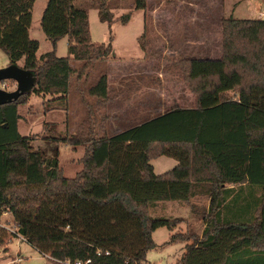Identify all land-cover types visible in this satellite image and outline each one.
Segmentation results:
<instances>
[{"label": "trees", "instance_id": "trees-1", "mask_svg": "<svg viewBox=\"0 0 264 264\" xmlns=\"http://www.w3.org/2000/svg\"><path fill=\"white\" fill-rule=\"evenodd\" d=\"M35 1L0 0V50L9 65L23 59L21 68L35 77L32 93L48 96V103L63 101L75 73L70 63L82 64L80 79L111 58L112 37L92 43L88 16L76 0H47L40 26L52 51L37 58L39 44L28 35ZM106 4L97 7L100 22L129 21L130 14L115 20ZM135 9H145V0H135ZM62 38L69 42L67 58L55 56ZM178 67L193 109L174 107L106 137L97 130L105 117L98 122L86 104L87 118L76 134L61 138L85 148L73 179L64 177L56 156L34 150L19 134L17 106L30 93L0 106V206L9 209L26 244L59 262L147 264L153 232L184 222L152 218L149 209L203 196L208 208L200 236H170V243L186 244L178 264H264V20H223L220 58L181 59ZM88 93L104 107L106 75ZM163 156L177 165L155 175L150 163ZM242 187L260 190L261 199L247 220L250 206L238 207L240 198L234 199L230 220L227 197ZM6 237L0 230V245Z\"/></svg>", "mask_w": 264, "mask_h": 264}, {"label": "rangeland", "instance_id": "rangeland-1", "mask_svg": "<svg viewBox=\"0 0 264 264\" xmlns=\"http://www.w3.org/2000/svg\"><path fill=\"white\" fill-rule=\"evenodd\" d=\"M104 2L113 16L121 17L130 14L131 18L125 25L113 22L110 26L99 20L97 7ZM47 0H36L31 10V25L28 31L29 38L39 44L36 57L51 52V42L45 37L41 30L40 20L46 7ZM76 7L83 9L89 21L91 42L94 44H106L112 37V55L116 62L108 64L105 62L93 64L84 74L77 79V74L82 67L81 63L71 62L74 75L69 86L68 93L63 101L49 102L48 96L43 97L30 93L27 101L17 106L20 116L18 121V132L22 137L30 139L31 147L41 151L47 157L56 156L58 165L67 179H73L82 170V159L85 153L83 146L75 149L61 141L76 134L78 126L87 118L86 104L92 106L96 113L97 121L100 122L98 136L106 137L113 135L117 130L110 129L106 124L107 107L98 105L96 100L89 96L88 90L102 75L111 76L109 92L112 96H118L113 102V110L117 113L116 126L119 131L140 125L154 117H157L174 107H194L191 102V93L188 84L183 81V70L173 65L180 59L190 57L219 58L220 57V30L215 29L207 37L210 45L200 44L194 46L186 45L190 39H204L203 31L190 35V27L184 20V24L177 19H164L160 14L163 11H218L214 4H208L207 0H149L148 6L156 9L155 15H147L146 28L144 25V9H135V0H76ZM245 3L239 6V11L233 15L235 19H255L253 14L244 13ZM149 8V9H150ZM116 17L114 19H116ZM264 20V18L262 19ZM182 28V29H180ZM220 29V28H219ZM156 33H151L155 32ZM216 31L217 34H216ZM184 32H187L183 34ZM68 40L62 38L56 43L55 56L57 58L68 57ZM179 52L171 54L175 48ZM210 47V53L204 49ZM146 49V50H145ZM140 51V53H138ZM10 63L7 56L0 50V67H6ZM23 66V59L16 64ZM121 78V82L115 80ZM8 86L13 89V84L8 81ZM14 90V89H13ZM11 90V91H13ZM227 96H233L227 93ZM122 97L124 99H122ZM127 103L128 108L125 106ZM55 125V127L53 126ZM177 162L167 157H160L151 162L155 175H163L174 168ZM235 188L227 197V218L234 220L235 207L233 200L240 198L238 207L248 204L249 214L247 220L254 213L262 192L258 189L248 187ZM160 205H165L164 208ZM208 208V200L203 196H197L189 203L178 202L159 203L149 209L152 218L175 219L180 218L184 222L179 223L173 231L167 228H158L152 234L155 248L146 254L147 264H178L185 253V243H170V236L174 233L183 234L184 237L200 236L203 229L202 216ZM192 212H191V211ZM192 215H191V213ZM12 222V217H4ZM243 220V219H242ZM189 244L192 241L188 242ZM187 243V244H188ZM15 258H20L19 264H59L57 260L50 259L40 254L28 244L6 237L0 245V264H6Z\"/></svg>", "mask_w": 264, "mask_h": 264}, {"label": "crops", "instance_id": "crops-1", "mask_svg": "<svg viewBox=\"0 0 264 264\" xmlns=\"http://www.w3.org/2000/svg\"><path fill=\"white\" fill-rule=\"evenodd\" d=\"M207 1H208V4H214L215 7H217L218 11L211 12L209 10V11H204V12L203 11L197 12V11H193L191 9H188L187 11H184V10H181V11L180 10H177V11L166 10V11L161 12L160 14L162 15V18H164L166 20L172 19V18H174V19L176 18L177 21L180 20L181 23H183L184 20H185L186 23L190 27V35H194V34H197V33H200L201 31H203V33L205 34L204 39H196V40L190 39V40L185 42L186 45H189V46L191 45V43L194 42L195 43L194 46H196V47L199 46L200 44L210 45L211 41H210V39L207 36L209 34H212L215 31V29L220 30L219 32L216 31V34H217V32L220 34V36H221L220 40L222 41V21L223 20H227L229 18H233V15L235 14V12L239 11L238 10L239 6H241L242 3H245V6H244V10L245 11H244V13L246 14L248 12L249 14H253L255 16V19H251V20H262L264 18V0H207ZM148 2H149V0H145V9H144V11H145V13H144L145 29H147L146 28V17H147V15H155L156 14V9L150 8L148 6ZM161 3H163V0H160V4ZM115 17L116 16L114 15V18ZM118 18H119V16L116 17V19H118ZM130 18H131V16H130ZM233 19H235V18H233ZM240 20H244V19H240ZM248 20H250V19H248ZM129 21H130V19H129ZM180 29H182V28H180ZM151 33H156V31L155 32H151ZM185 33H187V32H184L183 34H185ZM221 41H220V47H219L220 55H221ZM112 42H114V41L112 40ZM181 44L182 43L178 44L177 45L178 48H175L174 52H172L171 54H173V55L177 54L179 52V50H180L179 45H181ZM112 46H114V45H112ZM112 49H113V47H112ZM209 49H210V47H208V48H206L204 50L207 51L208 53H210ZM138 53H140V51ZM192 58H194V59H204V58H197V57H190V58H187V59H192ZM207 59H215V58L209 57ZM180 60H178L176 63L174 62L173 65L178 66V63H179ZM115 62H116V60H114V58H111L106 63H108V64H112L113 63L114 64ZM0 68H3V66L0 67ZM106 78H107V91H108V103H107V105H109L107 107L106 124L109 125L110 129H116L117 130L115 133H113V135H111V136H114V135H117V134L127 130V129H125L123 131H119V128H117V126H116V121H117V117L118 116H117V113L114 112V110H113V102H114V100H117L118 96L114 97V96H112L111 91L109 92V87L111 85V82H110L111 81V76L109 74H107ZM120 79L121 78L115 80V82L116 83L121 82ZM190 97H191L190 98L191 102H195L194 97L193 96H190ZM122 99H124V98L122 97ZM125 106L128 108L127 103H125ZM193 108L194 107H186L185 109H193ZM163 114H161V115H163ZM111 136H109V137H111ZM163 157H165V156H163ZM176 165H177V163L174 165V167H176ZM153 170H154V167H153ZM165 203L167 204L168 202H165ZM181 204H186V203H181ZM164 206L165 205H160V207H162V208H164ZM191 215H192V213H191Z\"/></svg>", "mask_w": 264, "mask_h": 264}, {"label": "water", "instance_id": "water-1", "mask_svg": "<svg viewBox=\"0 0 264 264\" xmlns=\"http://www.w3.org/2000/svg\"><path fill=\"white\" fill-rule=\"evenodd\" d=\"M4 81H13L16 88L12 92L0 89V106L11 104L17 101L23 94L31 93L35 86L34 75L17 65H8L0 68V83Z\"/></svg>", "mask_w": 264, "mask_h": 264}, {"label": "built area", "instance_id": "built-area-1", "mask_svg": "<svg viewBox=\"0 0 264 264\" xmlns=\"http://www.w3.org/2000/svg\"><path fill=\"white\" fill-rule=\"evenodd\" d=\"M8 83H9L8 81L1 82L0 83V89L7 91V92H12L11 90H13V89L15 90L16 84L14 83L13 89H10L8 86ZM8 216L12 217V215L9 212V209L3 208L0 206V230L5 231L7 236L10 237L11 239H15L16 241L26 243V239L18 233V227H17L16 223L14 222L13 217H12V222L4 219V217H8ZM45 256L51 259L50 254H47ZM19 263H21V259L15 258V259L11 260L10 262H7L6 264H19ZM57 263H59V264H90V261L70 262L69 260H66L64 262L57 261Z\"/></svg>", "mask_w": 264, "mask_h": 264}]
</instances>
